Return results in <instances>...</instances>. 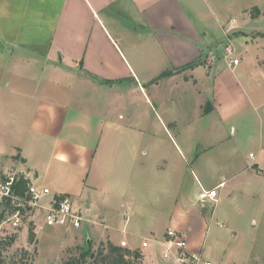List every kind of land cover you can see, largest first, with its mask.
I'll use <instances>...</instances> for the list:
<instances>
[{
    "label": "crops",
    "instance_id": "1",
    "mask_svg": "<svg viewBox=\"0 0 264 264\" xmlns=\"http://www.w3.org/2000/svg\"><path fill=\"white\" fill-rule=\"evenodd\" d=\"M253 7L264 13V0H0V163L12 160L54 194L76 197L98 223L61 231L101 235L144 258L149 246L121 245L127 238L109 231L142 214L140 196L160 191V202L147 203L167 207L170 226L156 248L162 253L175 230L187 252L202 253L195 229L218 211L199 202L202 189L229 187L228 205L241 217L260 196L264 214V37L251 36L264 33V15L252 19ZM221 43L236 46L239 65L225 47L220 55ZM222 142L234 164L217 177L205 155ZM237 142L256 150L253 161ZM222 225L236 240L238 226ZM245 230L257 233L250 223ZM241 245L228 264H243Z\"/></svg>",
    "mask_w": 264,
    "mask_h": 264
},
{
    "label": "rangeland",
    "instance_id": "2",
    "mask_svg": "<svg viewBox=\"0 0 264 264\" xmlns=\"http://www.w3.org/2000/svg\"><path fill=\"white\" fill-rule=\"evenodd\" d=\"M257 26L264 29V19H262ZM251 36L254 38L261 37L257 33H253ZM228 46H232L235 50V55L239 56V53H237L235 48L236 46L233 44H229ZM224 47L226 48L224 43H221L218 50L220 51V55H222ZM223 52L225 53V51ZM36 70L37 69L34 68L33 70L25 71H32L33 75H36ZM227 136H229L228 133ZM224 145H226V143L223 142L220 143V146L216 145V148L209 150L205 155L206 157L210 155L215 161L218 168L217 172H219L217 177L222 176L223 172H227V168L228 170H231V166L234 164L232 163L234 161V156H232V151L234 149L231 150ZM240 145L241 143L237 142L236 147L239 156L248 160L250 154L256 155V150L253 147L245 145L240 148ZM248 161H253V159L250 158ZM11 163H13L12 160L7 162L10 166ZM186 169V165H184L185 179L186 182L190 183L191 180L187 177L188 173ZM184 174L180 175L183 176ZM227 175L228 173L225 174V176ZM219 180V178H216V181ZM241 180L242 178L239 177L237 181H229L228 184L231 187L236 186L235 184L242 183ZM228 189L229 187L226 189L223 188V190L219 192L222 195V199L220 201L221 204H218L217 206V220L214 219L211 223L207 224V226L206 223L198 222L194 235L196 238V240H194L196 247L198 250L202 251L204 259H208L215 264H228L229 250L231 248L235 249L242 244L241 246L248 251V256H244L247 258L242 261L243 264H264V214L261 211L257 212L260 210L263 201L260 196H257L254 203L255 211L253 212L251 210L249 213L245 214L244 217L237 216V213H233L231 207L228 205V203H230L229 199L226 198ZM224 190L225 192L223 194ZM193 193H195V190ZM234 196L236 202L239 204L245 199L244 195H242L238 188H235ZM162 198L163 196L160 194V191L152 192L148 194V196H140L139 200L145 199V205L141 207L142 214H136L135 219L128 225L124 226V224H122L119 226L121 231H109L116 236L114 240L117 242H120L121 239L127 238V242H122L121 245H127V243H129L131 247H141L144 241H148V251L150 255L148 254V256L144 258L143 264H174L172 261H166L161 250L159 251L155 244L157 238L162 237L166 232L167 225L170 226V224H167L168 218L165 219L166 216L169 215L167 207L162 206L161 203L156 205L147 203L148 200H158L160 202ZM141 203H137L136 208H138ZM224 220L238 226L240 234L236 240L231 239V233H229L230 230L222 225ZM251 220L257 221V224L254 225L256 227L251 225ZM139 221L140 226L135 228V226H133L134 223H138ZM248 223H250L252 231H254L253 228L257 229V233L254 231L252 236L245 230ZM259 227H261V229L258 231ZM100 228L103 230L102 227H99L98 229L100 231H102ZM28 230L23 228L22 234L19 236L17 242L12 245L11 250H9L8 253H4L5 258H0V264H63L69 256L74 255L80 248H86L88 242L91 241L94 243V247L97 248L101 242L107 241V239L101 242L98 241L97 239H100L101 235H98L97 239L89 236L79 238L76 237L74 233H68L64 230L61 231V229L53 228L40 234L37 238V242L34 243L33 241L32 243V236L30 235V230ZM131 231H137L138 237H130L129 233ZM134 250H139V248H135Z\"/></svg>",
    "mask_w": 264,
    "mask_h": 264
},
{
    "label": "built area",
    "instance_id": "3",
    "mask_svg": "<svg viewBox=\"0 0 264 264\" xmlns=\"http://www.w3.org/2000/svg\"><path fill=\"white\" fill-rule=\"evenodd\" d=\"M225 59L233 66L240 63L232 46H226ZM222 187L202 189L199 202L204 206H217ZM85 224L98 225L92 220L91 210L82 206L76 197L54 194L50 188L34 182L28 170L20 169L14 163L11 166L0 163V258H5L4 253L11 250L23 228L30 230L32 243H36L38 236L46 230L81 229ZM165 239L162 254L166 261L174 264H215L204 259L202 253L187 252L184 236L175 230H168ZM147 242L143 243V247L149 246Z\"/></svg>",
    "mask_w": 264,
    "mask_h": 264
},
{
    "label": "trees",
    "instance_id": "4",
    "mask_svg": "<svg viewBox=\"0 0 264 264\" xmlns=\"http://www.w3.org/2000/svg\"><path fill=\"white\" fill-rule=\"evenodd\" d=\"M262 15L264 13L259 8L250 9L252 19H258ZM258 35L264 37V33H258ZM199 64L201 63L199 62ZM193 66L195 64L188 65V67ZM14 159L20 158L16 156ZM25 184L23 182L24 186ZM143 260L144 256L140 250H131L107 240L101 242L97 248L94 247V243L88 242L86 248H80L74 255L69 256L63 264H143Z\"/></svg>",
    "mask_w": 264,
    "mask_h": 264
}]
</instances>
